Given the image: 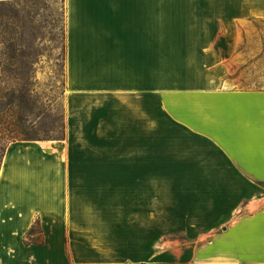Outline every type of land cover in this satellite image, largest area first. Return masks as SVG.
Instances as JSON below:
<instances>
[{"label": "crops", "instance_id": "0c3cea01", "mask_svg": "<svg viewBox=\"0 0 264 264\" xmlns=\"http://www.w3.org/2000/svg\"><path fill=\"white\" fill-rule=\"evenodd\" d=\"M152 4L264 0H66L67 134L9 145L0 173V264H118L114 230L135 228L138 209L151 232L152 148L173 139L178 155L167 159L175 165L169 176L264 181V119L244 125L249 110H264V90L211 94L224 104L194 109L199 125H152ZM207 111L215 120L205 121ZM121 176L129 182L123 195ZM134 176H144L143 194ZM121 212L128 214L122 226Z\"/></svg>", "mask_w": 264, "mask_h": 264}, {"label": "rangeland", "instance_id": "374dc122", "mask_svg": "<svg viewBox=\"0 0 264 264\" xmlns=\"http://www.w3.org/2000/svg\"><path fill=\"white\" fill-rule=\"evenodd\" d=\"M23 6L32 16L38 15L26 19V56L7 59L12 63L9 71L0 67V129L19 112L17 106H5L7 91L24 84L38 105L35 112L40 110L24 122L27 136L64 139L66 0ZM146 7H150L146 22L151 27L153 126L199 125L201 113L194 115V109L215 110L224 104L211 94L264 90V5ZM207 113L205 121L215 120V113L209 117ZM246 117L244 125L257 124L264 119V110H249ZM175 145L173 139L152 148L153 176H146L152 194L151 232L143 229L142 211L137 209L135 228L124 225L128 214L121 212L124 227L114 230L118 264H264V181L256 176H169L175 165L167 159L178 155ZM128 183L121 176V195ZM131 183L143 194L144 176H134Z\"/></svg>", "mask_w": 264, "mask_h": 264}, {"label": "trees", "instance_id": "16d2710c", "mask_svg": "<svg viewBox=\"0 0 264 264\" xmlns=\"http://www.w3.org/2000/svg\"><path fill=\"white\" fill-rule=\"evenodd\" d=\"M38 2L39 0H0V67L3 65L5 71H9L12 63L8 62L16 59L18 56H26L24 53L25 43L28 40L26 36V19L36 17L38 14H32L25 10L24 3ZM5 56V63L3 61ZM5 97L7 101L5 106H17L18 113L9 118L8 126L0 129V158L4 157L9 145L12 142L21 139L39 140L41 138H31L27 136L24 122L35 116L34 108L36 102L30 99L28 88L26 85H16L13 89L7 91ZM21 109H20V108ZM38 108V105H36ZM21 110V111H20ZM26 111L28 114H25ZM3 120L0 117V121ZM20 137V138H19ZM38 223L29 231L26 242L35 241L34 234L36 233Z\"/></svg>", "mask_w": 264, "mask_h": 264}]
</instances>
